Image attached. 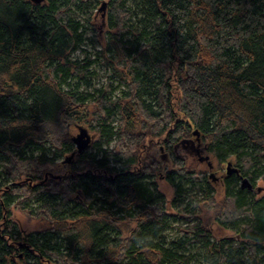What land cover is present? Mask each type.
<instances>
[{"label":"trees","instance_id":"1","mask_svg":"<svg viewBox=\"0 0 264 264\" xmlns=\"http://www.w3.org/2000/svg\"><path fill=\"white\" fill-rule=\"evenodd\" d=\"M196 131L236 169L220 201L175 151ZM149 137L170 168L143 159ZM258 181L264 0H0V264H264ZM12 207L49 227L22 232Z\"/></svg>","mask_w":264,"mask_h":264},{"label":"rangeland","instance_id":"2","mask_svg":"<svg viewBox=\"0 0 264 264\" xmlns=\"http://www.w3.org/2000/svg\"><path fill=\"white\" fill-rule=\"evenodd\" d=\"M98 49H100V47H98ZM176 67L177 66H175V69ZM103 73H104L103 70L99 71V75H100L99 77L101 79L100 82L102 84L106 82L105 76L103 75ZM173 85H174L173 89H174V96H175V102H176L180 97V93H179L177 82H173ZM82 127H85V126H82ZM79 133L80 132L78 128H76L72 135L77 136L79 135ZM89 133L91 136L94 135L92 131H89ZM192 134L190 137L193 138L192 140L196 141L195 137L197 135L195 134L192 135ZM160 140L161 139H153L150 137L147 138L145 142L146 148H143L142 150V157L143 159H145L146 156L151 155L154 158H156L158 161L162 162L165 168L167 167L170 168L173 165L172 164L173 159L171 157V154L166 152L162 148L163 146L160 144ZM201 143L202 145L206 144L203 136H201ZM161 148L163 149L162 151H160ZM177 153L180 157H183L185 159L187 168L198 170V171H205L208 173L210 177V181L215 188V191H216L215 196L217 200L218 201L222 200L225 194L223 177L226 174H228V164H223V165L219 164L218 161L213 157V155L210 154L208 151L207 153L202 154V156L210 157V161L213 164L212 168L208 166V161H205L206 159L204 161H199V157H197L196 155H191L187 153L184 146H182L181 148H178ZM231 168L235 169L233 165L231 166ZM56 171H57L55 173L56 175L63 174L62 169H59V170L56 169ZM151 182L156 184L158 190L162 194H164L166 199L170 201L173 198V190L171 186L166 182L165 179H163L161 175H158L155 178H153ZM256 186L260 187V189L262 190L261 192H264V183L262 181H258L256 183ZM76 199H78V196H76ZM11 211H12V220L17 222L20 230L26 234L34 233V232H37V231H40V230H43L49 227V224L43 220L30 219L25 213L21 212L17 207H12ZM204 211H206L204 212V219L208 223V227L212 230L213 234L217 238H226V237L231 238L232 237V238L238 239L237 237L234 236V234L231 231L221 229L220 226H218V224L214 221L211 212H209L208 210H204Z\"/></svg>","mask_w":264,"mask_h":264},{"label":"flooded vegetation","instance_id":"3","mask_svg":"<svg viewBox=\"0 0 264 264\" xmlns=\"http://www.w3.org/2000/svg\"><path fill=\"white\" fill-rule=\"evenodd\" d=\"M80 129H81V127L80 128H78V130H79V132L81 133V131H80ZM79 133V134H80ZM78 136V135H77ZM77 136H74V135H70V140H71V142L74 144V146H75V148H74V152L71 154V155H69L68 157H71V156H73L72 157V159L74 158V156H75V153H78V151H77V146H76V143L74 142V139L77 137ZM93 139H94V137H93ZM195 139H196V141H194V140H187V141H185L183 144H181L180 146H177L176 148H175V151L176 152H178V148H181L182 146H184L185 147V149H186V151H187V153H189V154H191V155H196L197 157H199V161H204L205 159H206V156H202V154H204V153H207V146L206 145H202V143H201V136L199 135H197L196 137H195ZM93 141V140H92ZM91 144H92V142H91ZM91 144H90V146H91ZM163 149L161 148V151H162ZM71 159V160H72ZM71 160H70V162H71ZM69 162V163H70ZM216 180V179H215Z\"/></svg>","mask_w":264,"mask_h":264},{"label":"water","instance_id":"4","mask_svg":"<svg viewBox=\"0 0 264 264\" xmlns=\"http://www.w3.org/2000/svg\"><path fill=\"white\" fill-rule=\"evenodd\" d=\"M35 2H41L42 0H34ZM81 133L74 139V142L76 143L77 146V151L79 154L83 153L84 151H86L89 147L90 144L93 140V136L90 135V133L88 132V130H86L85 128H81L80 129ZM199 133L196 131L195 135H198ZM73 156L69 157L67 159L68 163L70 162V160L72 159ZM209 158H207L208 160ZM209 166L212 168V164L209 163ZM231 163L228 165V173L230 174L232 171L235 172L236 170H232L231 169ZM242 187L245 188H249L252 189L253 186L252 184L249 182L248 179H244L243 183H242ZM262 190L259 188L258 192H261Z\"/></svg>","mask_w":264,"mask_h":264},{"label":"bare ground","instance_id":"5","mask_svg":"<svg viewBox=\"0 0 264 264\" xmlns=\"http://www.w3.org/2000/svg\"><path fill=\"white\" fill-rule=\"evenodd\" d=\"M207 158H209L208 160H207ZM205 161H208V166H209V163H211L212 164V162L210 161V157L208 156V157H206V160ZM230 164V163H229ZM228 164V165H229ZM210 167V166H209ZM212 167H213V164H212ZM211 168V167H210ZM232 169V168H231ZM232 170H234V169H232ZM236 170V169H235ZM236 172V171H235ZM233 173V171L230 173V174H232ZM229 173H228V175H230Z\"/></svg>","mask_w":264,"mask_h":264}]
</instances>
